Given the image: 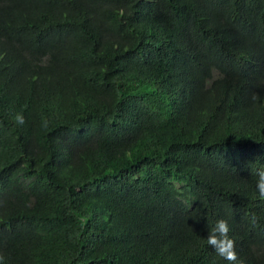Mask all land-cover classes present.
I'll return each instance as SVG.
<instances>
[{
	"label": "trees",
	"instance_id": "obj_1",
	"mask_svg": "<svg viewBox=\"0 0 264 264\" xmlns=\"http://www.w3.org/2000/svg\"><path fill=\"white\" fill-rule=\"evenodd\" d=\"M261 167L264 0H0V264H264Z\"/></svg>",
	"mask_w": 264,
	"mask_h": 264
},
{
	"label": "clouds",
	"instance_id": "obj_2",
	"mask_svg": "<svg viewBox=\"0 0 264 264\" xmlns=\"http://www.w3.org/2000/svg\"><path fill=\"white\" fill-rule=\"evenodd\" d=\"M253 99H257L254 95ZM14 121L17 125L24 124V117L18 113L14 117ZM47 118H42V127L47 129L48 127ZM256 176V191L261 199H264V167L255 170ZM252 222H256V216L253 214ZM228 222L224 219H219L215 222L214 226L208 231L206 239L207 245L214 249L215 253L228 261L229 264H240L238 256L235 251V241L229 236ZM3 256H0V262L3 261Z\"/></svg>",
	"mask_w": 264,
	"mask_h": 264
}]
</instances>
